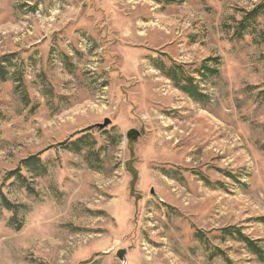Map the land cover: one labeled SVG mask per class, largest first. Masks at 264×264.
<instances>
[{"label": "rangeland", "instance_id": "1", "mask_svg": "<svg viewBox=\"0 0 264 264\" xmlns=\"http://www.w3.org/2000/svg\"><path fill=\"white\" fill-rule=\"evenodd\" d=\"M0 66V264H264V0H0Z\"/></svg>", "mask_w": 264, "mask_h": 264}, {"label": "trees", "instance_id": "2", "mask_svg": "<svg viewBox=\"0 0 264 264\" xmlns=\"http://www.w3.org/2000/svg\"><path fill=\"white\" fill-rule=\"evenodd\" d=\"M155 2L158 3H171L174 2L175 0H154ZM176 69L175 68H171L168 72H167V76L168 78H170L171 80H173L176 83V86L185 94H187L189 97H191L192 99H194L195 101L202 103L204 102V94L201 93L198 89V86L195 84L194 79L192 77H186L185 75L182 76H177L176 75ZM5 77V72L2 69V66H0V78H4ZM1 202L4 206L5 209L7 210H11L13 208V206L11 204H9V202L5 199V198H1ZM14 209V208H13ZM12 209V210H13ZM236 233L239 236V240L241 242H244L248 248L251 250V252L256 255L257 257H259L262 261H264V253L262 250H260V248H258L256 246V244H254L252 241L248 240L247 238H245L240 231H236L233 232ZM230 235L233 236L232 231H230Z\"/></svg>", "mask_w": 264, "mask_h": 264}, {"label": "water", "instance_id": "3", "mask_svg": "<svg viewBox=\"0 0 264 264\" xmlns=\"http://www.w3.org/2000/svg\"><path fill=\"white\" fill-rule=\"evenodd\" d=\"M110 125V121L106 120L104 124H100L97 125L96 127H98L99 129H104L105 127H108ZM134 134L133 132L130 133V135ZM125 255H126V251L121 250L118 252L117 257L119 260L121 261H125Z\"/></svg>", "mask_w": 264, "mask_h": 264}]
</instances>
